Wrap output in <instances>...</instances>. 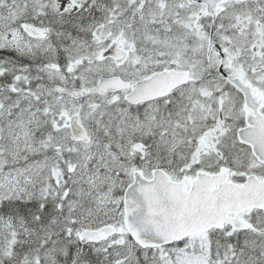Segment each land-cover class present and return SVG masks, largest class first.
Returning a JSON list of instances; mask_svg holds the SVG:
<instances>
[{"label": "snow or ice", "instance_id": "1", "mask_svg": "<svg viewBox=\"0 0 264 264\" xmlns=\"http://www.w3.org/2000/svg\"><path fill=\"white\" fill-rule=\"evenodd\" d=\"M0 264H264V0H0Z\"/></svg>", "mask_w": 264, "mask_h": 264}]
</instances>
